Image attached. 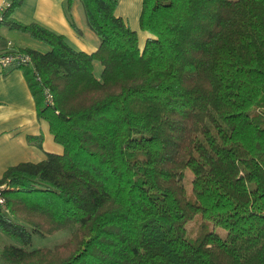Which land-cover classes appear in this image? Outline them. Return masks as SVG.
<instances>
[{
	"label": "trees",
	"instance_id": "obj_1",
	"mask_svg": "<svg viewBox=\"0 0 264 264\" xmlns=\"http://www.w3.org/2000/svg\"><path fill=\"white\" fill-rule=\"evenodd\" d=\"M22 1L0 22L48 46L19 51L62 151L0 175V231L19 243L0 264H264V0H142L143 45L119 0H79L91 52L10 17ZM74 2L63 7L76 28ZM26 139L42 147V134ZM63 229L64 241L29 248L33 233Z\"/></svg>",
	"mask_w": 264,
	"mask_h": 264
},
{
	"label": "crops",
	"instance_id": "obj_2",
	"mask_svg": "<svg viewBox=\"0 0 264 264\" xmlns=\"http://www.w3.org/2000/svg\"><path fill=\"white\" fill-rule=\"evenodd\" d=\"M64 0H23L15 7L10 17L27 24L39 23L46 28L64 35L68 43L78 50L91 52L99 43L97 35L88 28L82 6L75 0L71 11L74 28L63 7ZM4 0H0V6ZM142 0H119L115 13L122 16L138 35L140 45L144 44L148 33L139 27ZM22 47L41 49L38 41L27 33L11 28L0 22V55ZM100 67H98V70ZM44 133L43 152L30 148L35 146L26 139L27 135ZM46 137L48 141H46ZM47 122L36 115V107L30 88L26 82L23 67L0 65V174L10 165L20 161H37L45 156V151L61 152L62 147L54 141ZM13 144H17L13 148ZM26 152H24V149ZM35 158H28V154Z\"/></svg>",
	"mask_w": 264,
	"mask_h": 264
},
{
	"label": "rangeland",
	"instance_id": "obj_3",
	"mask_svg": "<svg viewBox=\"0 0 264 264\" xmlns=\"http://www.w3.org/2000/svg\"><path fill=\"white\" fill-rule=\"evenodd\" d=\"M39 43V42H38ZM42 47L41 50L46 51L48 50V46L39 43ZM96 66H95V74L98 76L99 74V63L95 62ZM43 120V119H41ZM45 121V120H44ZM42 134V137L45 136L44 133H40ZM42 141H44L42 139ZM46 141H48V138L46 137ZM51 143H53L54 141L52 140V138H50L49 140ZM13 148L16 147L17 144H13ZM24 149V148H23ZM39 151L38 153L43 152V148L42 147H38L37 145L33 146L30 148V151ZM24 152H26V150L24 149ZM28 158H35L34 156L31 155V152H29L28 154ZM1 175V174H0ZM191 179H192V173L190 172V170L186 169L184 176H183V184L186 188V192L189 195L191 192ZM198 215H195L191 220H189L186 223V233L188 234V236H190L191 238H194V236L197 234L198 230H199V224L202 221L203 217L200 216L199 220L197 219ZM207 230L211 231H216L218 232L221 236H224L226 231L225 229H223L220 226H217L215 224H213L212 222L209 221V223L206 226ZM70 235V229H63V230H58L52 234H47V235H40L39 233H33L32 234V243L30 245V249L32 248H37V247H52L57 243H60L62 241H64L68 236ZM6 243H13V244H19L17 242V240L11 236L5 235L3 232L0 231V249L1 247L6 244Z\"/></svg>",
	"mask_w": 264,
	"mask_h": 264
},
{
	"label": "built area",
	"instance_id": "obj_4",
	"mask_svg": "<svg viewBox=\"0 0 264 264\" xmlns=\"http://www.w3.org/2000/svg\"><path fill=\"white\" fill-rule=\"evenodd\" d=\"M11 0H4L3 4L0 6V21L4 19V11L10 5ZM0 65L2 66H19L25 67L29 66L32 68L33 64L30 56L19 50H9L0 55ZM45 102L50 104L52 102V95L47 89H44ZM0 203H4V198L0 194Z\"/></svg>",
	"mask_w": 264,
	"mask_h": 264
}]
</instances>
